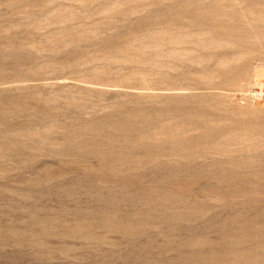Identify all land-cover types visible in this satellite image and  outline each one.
<instances>
[{
  "label": "rangeland",
  "instance_id": "1",
  "mask_svg": "<svg viewBox=\"0 0 264 264\" xmlns=\"http://www.w3.org/2000/svg\"><path fill=\"white\" fill-rule=\"evenodd\" d=\"M0 264H264V0H0Z\"/></svg>",
  "mask_w": 264,
  "mask_h": 264
},
{
  "label": "bare ground",
  "instance_id": "2",
  "mask_svg": "<svg viewBox=\"0 0 264 264\" xmlns=\"http://www.w3.org/2000/svg\"><path fill=\"white\" fill-rule=\"evenodd\" d=\"M262 92L260 91V94H261Z\"/></svg>",
  "mask_w": 264,
  "mask_h": 264
}]
</instances>
